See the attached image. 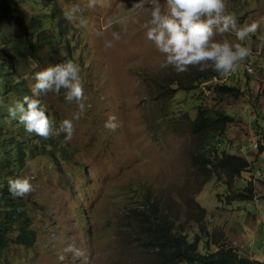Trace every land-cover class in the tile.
Instances as JSON below:
<instances>
[{"label": "rangeland", "instance_id": "1", "mask_svg": "<svg viewBox=\"0 0 264 264\" xmlns=\"http://www.w3.org/2000/svg\"><path fill=\"white\" fill-rule=\"evenodd\" d=\"M87 3L46 4L61 25L66 47L63 44L64 51L43 57L35 72L59 57L78 63L85 114L74 122L70 142H64L63 133L53 135L63 157L58 155L53 162L38 150L19 168V177H31L33 185L32 192L19 199L25 204L35 242L30 247L11 242L3 264H152L153 256L142 244L140 223L132 216L134 211L149 212L151 204L157 215L166 213L174 229L185 232L189 241L198 236L201 253L207 243L210 250L225 243L264 262V150L258 151L259 144L264 147V0H227V10L238 25L259 22L256 34L243 42L251 49L250 57L228 79L243 89L239 97L214 92L212 81L198 83L200 74H210L211 69L190 68L182 74L160 69L162 57L143 27L150 18L147 3L105 0L104 7L94 9ZM74 5L83 11L69 22L64 13ZM18 7L26 15L38 12ZM113 32H120L122 38L106 48ZM213 39L237 42L232 32H217ZM35 72L25 74L29 92ZM179 82L198 88L181 89ZM38 97L54 129L77 111L75 102L65 100L63 90L58 96ZM200 104L232 115L218 147L250 162V170L241 172L230 186L224 182L225 174L202 183L203 175L191 162L200 139L189 124ZM110 114L119 121L115 131L104 127ZM252 141L257 142L256 149ZM250 179L253 199L228 197ZM199 207L205 212L208 237L196 224Z\"/></svg>", "mask_w": 264, "mask_h": 264}, {"label": "trees", "instance_id": "2", "mask_svg": "<svg viewBox=\"0 0 264 264\" xmlns=\"http://www.w3.org/2000/svg\"><path fill=\"white\" fill-rule=\"evenodd\" d=\"M52 1L0 0V264L4 262V253L11 242L26 247L35 242V233L31 228L25 204L21 199L13 198L9 194L8 180L19 177L21 165L38 150L41 156H49L53 162L58 155L63 157L54 136L45 140L27 133L18 120L8 115L6 107L16 101H22L25 95H32L26 86V72H35L41 66L43 57L55 51H64L63 44L66 47L62 41L63 32L59 30V21L55 13L46 7V4H51ZM18 6H26L38 12L26 15ZM59 20L62 24L63 19ZM59 58L55 64L68 60L67 57ZM235 74L231 73L225 81L213 82L214 77H221L218 73H201L198 83L207 85V82L212 81L214 92L239 97L243 89L228 80L229 77H235ZM244 74L245 85H248L246 71ZM178 86L188 91L198 88V84L184 85L181 82ZM210 86L208 85V88ZM173 90L175 89H172V92ZM35 98L40 99L38 96ZM47 115L49 116L48 110ZM232 120V115L222 109L201 104L196 107V114L190 120L189 128L200 140L192 151L191 162L203 175L202 183L212 175L220 177L225 174L224 182L230 186L241 172L250 170V162L247 159L218 147V142ZM263 150V145L259 144L258 151ZM253 184L251 179L248 180L242 189L229 194L228 197L253 199ZM156 210V206L151 204L149 212L134 211L132 215L140 223L142 244L151 252L152 264H264L259 259L238 253L237 249L225 243L217 246L215 250H210L209 243L206 242L207 249L201 253L198 250V236L189 241L185 232L174 229V222L166 213L157 215ZM204 218V209L199 207L195 216L196 224L208 237L209 231L204 227Z\"/></svg>", "mask_w": 264, "mask_h": 264}, {"label": "clouds", "instance_id": "3", "mask_svg": "<svg viewBox=\"0 0 264 264\" xmlns=\"http://www.w3.org/2000/svg\"><path fill=\"white\" fill-rule=\"evenodd\" d=\"M150 6V18L144 23L146 37L161 55L160 69L171 68L177 74L190 68L198 71L218 73L228 76L251 55V49L243 43L256 34L259 22L238 25L235 16L228 12L227 0H141ZM105 6V0H88L87 8ZM83 9L74 5L65 13L69 22L78 19ZM126 31V29H125ZM235 35L237 42L214 40L216 33ZM112 39L105 41L106 48L114 47V42L122 38L120 32H113ZM207 66V67H206ZM81 67L71 59L50 64L34 73V84L30 86L31 96L25 95L22 101H16L7 107L8 115L23 125L29 134H35L45 140L53 135L64 134V142H70L75 133V123L85 114V91ZM63 90L68 103L75 102L77 111L71 118H64L53 128V120L47 115V108L35 97L41 93L57 96ZM2 105V101H0ZM106 129L115 131L119 121L115 115H109L104 124ZM33 190L31 177H17L8 180V191L13 198H24ZM69 245L67 251H71ZM77 255H83L78 252ZM63 259V257H61ZM86 259V258H85Z\"/></svg>", "mask_w": 264, "mask_h": 264}, {"label": "built area", "instance_id": "4", "mask_svg": "<svg viewBox=\"0 0 264 264\" xmlns=\"http://www.w3.org/2000/svg\"><path fill=\"white\" fill-rule=\"evenodd\" d=\"M246 70H247V69H246ZM236 72H237V69H235V70H234L233 72H231V73L234 74V73H236ZM231 73H230L229 75H231ZM229 75H228V76H229ZM226 79H227V76H225L224 78H222V77H220V78H216V77H214L212 81H213V82H217V81H225ZM250 145L252 146V148H255V149H256L258 144H257V142H253V141H252V143H251ZM259 174H260V172L258 171V172H257V175H259Z\"/></svg>", "mask_w": 264, "mask_h": 264}, {"label": "crops", "instance_id": "5", "mask_svg": "<svg viewBox=\"0 0 264 264\" xmlns=\"http://www.w3.org/2000/svg\"><path fill=\"white\" fill-rule=\"evenodd\" d=\"M239 253V252H238ZM240 254H242V255H245V256H247V257H255L254 256V253H248V254H243V253H240Z\"/></svg>", "mask_w": 264, "mask_h": 264}]
</instances>
